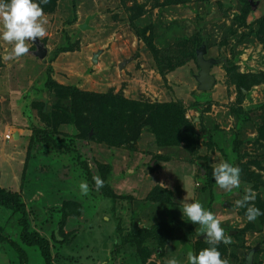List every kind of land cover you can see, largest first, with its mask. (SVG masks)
<instances>
[{
    "label": "rangeland",
    "instance_id": "1",
    "mask_svg": "<svg viewBox=\"0 0 264 264\" xmlns=\"http://www.w3.org/2000/svg\"><path fill=\"white\" fill-rule=\"evenodd\" d=\"M41 7L46 35L27 42L28 53L5 59L13 44L0 40V193L25 211L22 219L0 206V264H20L15 247L27 264H46L36 246H25L24 226L47 240L52 264H188L189 252L211 247L182 215L193 201L231 240L216 245L222 260L245 264L251 254L252 264H264V215L248 221L245 214L253 205L264 212V0H47ZM201 47L215 62L209 92L196 89ZM158 105L168 116L176 106L183 111L192 127L182 128L185 142L160 146L152 125L123 122L126 106L143 114ZM109 116L136 136L129 147L96 131ZM222 162L241 170L239 188L216 184L212 171ZM156 187L169 205L143 200ZM248 189L255 200L237 205Z\"/></svg>",
    "mask_w": 264,
    "mask_h": 264
},
{
    "label": "clouds",
    "instance_id": "2",
    "mask_svg": "<svg viewBox=\"0 0 264 264\" xmlns=\"http://www.w3.org/2000/svg\"><path fill=\"white\" fill-rule=\"evenodd\" d=\"M47 0H0V40L13 44L11 52L5 59L20 58L29 52L27 42H34L37 37L46 35L44 24L47 21L43 18L44 12L41 4ZM239 167L233 166L229 162H222L213 168L212 176L216 184L221 189L231 191L240 187ZM97 189L103 187L104 181L99 177H94ZM80 188L87 192V184L81 183ZM247 194L242 200L236 201L237 205L243 206L244 201L255 200V193L251 189L246 190ZM183 217L192 224H199L200 232L205 235L209 248L201 250L198 254L188 253V264H228L226 260L220 258V252L216 245L220 242L231 243L225 236L224 229L220 226V221L200 201L191 203L185 202L181 209ZM248 221H254L259 216L264 215L259 208L254 205L246 210ZM167 264H179L176 259L167 261Z\"/></svg>",
    "mask_w": 264,
    "mask_h": 264
},
{
    "label": "trees",
    "instance_id": "3",
    "mask_svg": "<svg viewBox=\"0 0 264 264\" xmlns=\"http://www.w3.org/2000/svg\"><path fill=\"white\" fill-rule=\"evenodd\" d=\"M237 85L239 87L242 86L240 82H238ZM109 103L110 102L106 103L107 109L111 105ZM154 108L159 112L153 113ZM130 109V106H126L123 110H121L122 112H124L122 118L124 119L123 122H125L126 126L133 125L137 126V129H141L143 127L152 125L155 136L157 138V142L160 146H170L171 139L175 140L174 144L176 145L180 144L181 142H185L184 133L186 131L183 133L182 128H185L188 122H185L183 120V111H178V106H176V116H168V114L166 113L167 108L163 107V105H158V107H149L143 112V114L137 112V110L132 111ZM108 119L109 121L106 122L107 124L100 125L99 127L98 125H96V131L101 132L102 134H107L108 139L106 140V143L108 144L118 147L120 146L122 148H126L127 146L129 147L136 139L134 133H129L128 130L125 131V128L128 127L124 126V128L121 124L119 125L117 122H114L113 120H111L110 116L108 117ZM187 128L188 130H191L192 127L187 125ZM187 146L189 147V144H187ZM163 193L164 190H160V188L156 187L150 194L149 198L146 199V201L148 202V204H158L160 206L169 205L167 201H162L160 199V195ZM0 206L6 209H11V211L13 212L20 213L22 219L25 215L24 208L21 206V204H18L15 198L10 196L9 194L3 192L0 193ZM25 227L26 226H24L23 228L24 234H22V239L26 244L25 246H36L40 250L41 256L44 259L45 263L52 264L50 261L49 244L47 240L40 238L37 234H27V230ZM14 251L20 261V264H27V256L25 252L17 247H15Z\"/></svg>",
    "mask_w": 264,
    "mask_h": 264
},
{
    "label": "water",
    "instance_id": "4",
    "mask_svg": "<svg viewBox=\"0 0 264 264\" xmlns=\"http://www.w3.org/2000/svg\"><path fill=\"white\" fill-rule=\"evenodd\" d=\"M81 29H84L81 28ZM37 44V43H36ZM37 52L36 56L39 58H42L44 56V50L40 45H36ZM205 50L203 47H201L196 52V64L198 67V73L195 77V81L197 83V91L198 92H209L213 89L215 84V78L211 74V67L214 66L215 62L213 60H205ZM94 63H96V57H94L93 60ZM245 264H252V255L249 254L245 258Z\"/></svg>",
    "mask_w": 264,
    "mask_h": 264
},
{
    "label": "crops",
    "instance_id": "5",
    "mask_svg": "<svg viewBox=\"0 0 264 264\" xmlns=\"http://www.w3.org/2000/svg\"><path fill=\"white\" fill-rule=\"evenodd\" d=\"M12 138H13V140H15V143H16V144L21 145L23 138H22L17 132H15V133L13 134ZM146 198H147V197H146ZM146 198L143 199V200H146ZM137 202H138V203H141L140 201H137ZM142 204H143V203H142ZM146 205H148V204H146ZM146 205H145V206H146ZM151 206H154V205L150 204L149 207H151ZM155 209H157V208H155Z\"/></svg>",
    "mask_w": 264,
    "mask_h": 264
},
{
    "label": "built area",
    "instance_id": "6",
    "mask_svg": "<svg viewBox=\"0 0 264 264\" xmlns=\"http://www.w3.org/2000/svg\"><path fill=\"white\" fill-rule=\"evenodd\" d=\"M5 138H6V139H8V138H9V136H6Z\"/></svg>",
    "mask_w": 264,
    "mask_h": 264
}]
</instances>
